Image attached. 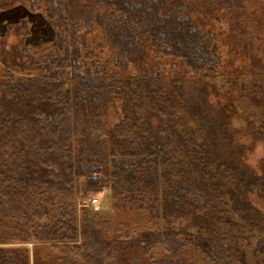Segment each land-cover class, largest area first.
<instances>
[{"label":"trees","instance_id":"trees-1","mask_svg":"<svg viewBox=\"0 0 264 264\" xmlns=\"http://www.w3.org/2000/svg\"><path fill=\"white\" fill-rule=\"evenodd\" d=\"M11 1L40 13L54 37L42 57L24 43L25 20L12 26L19 46L7 49L12 27L0 37V62L23 74L0 81V264H18L17 244L50 247L57 264H186L187 249L207 264L264 255L242 195L264 194V166L254 175L227 164L212 119L164 81L161 60L196 79L222 65L215 36L190 16L193 0ZM100 28L106 59L89 40ZM142 47L159 60L151 69L138 67ZM113 99L125 104L109 124ZM106 188L114 210L134 214L111 235L85 206Z\"/></svg>","mask_w":264,"mask_h":264},{"label":"rangeland","instance_id":"rangeland-1","mask_svg":"<svg viewBox=\"0 0 264 264\" xmlns=\"http://www.w3.org/2000/svg\"><path fill=\"white\" fill-rule=\"evenodd\" d=\"M193 4L190 16L198 26L215 36L222 55V65L216 77L196 79L190 77L179 62L161 60L165 68L164 81L167 85L178 83L192 102L197 103L195 110L212 119L222 158L227 164L231 163L251 174L260 175L261 167L264 166V0H193ZM21 20L29 23L25 45L35 56L42 57L54 37L50 25L40 13L32 12L26 6L12 3L11 0H0V37L8 26L12 27ZM20 37V31L14 27L9 28L6 36L7 49L19 46ZM89 40L93 42L94 52L101 54L103 59L112 52L109 36L106 37L101 28ZM140 52L145 62H137L141 69H151L159 61L152 51L142 47ZM134 60L136 58L133 57L127 68L130 75L135 72ZM9 72L14 77L23 75L20 66L3 65L0 62V81ZM124 104L120 99L109 101L103 111V119L109 124L117 122ZM224 113L227 119L224 118ZM262 190L259 187L242 194L246 207L243 206L257 217L256 226L251 229L252 234L257 237H264ZM94 197L98 201L89 209L96 220L107 227L108 235H111L112 229L117 225L134 221L133 213L112 208L107 188L104 194ZM80 208V205L77 206L78 214ZM243 213L244 210L241 214ZM235 215L240 213L236 212ZM243 216H237L240 223L244 221ZM6 230L0 225V235ZM203 234L210 235L208 230ZM254 244L255 240L252 246ZM12 246L10 254L18 264H57L56 253L48 246ZM252 253L247 251L245 264H264V255L253 257ZM180 257L186 264L209 263L192 249L182 251Z\"/></svg>","mask_w":264,"mask_h":264},{"label":"built area","instance_id":"built-area-1","mask_svg":"<svg viewBox=\"0 0 264 264\" xmlns=\"http://www.w3.org/2000/svg\"><path fill=\"white\" fill-rule=\"evenodd\" d=\"M97 201L95 199L89 200V202L85 205L86 207H93Z\"/></svg>","mask_w":264,"mask_h":264}]
</instances>
